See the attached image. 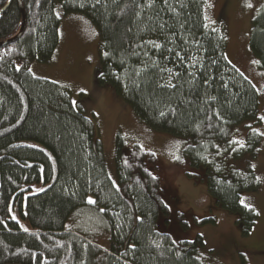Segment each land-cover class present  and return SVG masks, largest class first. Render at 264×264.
<instances>
[{"label":"trees","instance_id":"obj_1","mask_svg":"<svg viewBox=\"0 0 264 264\" xmlns=\"http://www.w3.org/2000/svg\"><path fill=\"white\" fill-rule=\"evenodd\" d=\"M213 2L21 0L25 30L0 48V264H204L201 237L175 243L157 231L169 209L155 156L139 147L124 156L119 142L114 185L94 126L69 91L29 73L31 62L49 61L57 48L58 10L96 27V84L151 129L185 139L172 164L202 167L208 194L241 216L249 236L258 214L240 198L261 187L250 166L261 151L258 95L225 58L222 21L207 18ZM7 4L0 42L21 28L17 0H0V11ZM249 47L264 72V4L251 20ZM80 209L96 213L108 248L66 228Z\"/></svg>","mask_w":264,"mask_h":264},{"label":"rangeland","instance_id":"obj_2","mask_svg":"<svg viewBox=\"0 0 264 264\" xmlns=\"http://www.w3.org/2000/svg\"><path fill=\"white\" fill-rule=\"evenodd\" d=\"M263 4L264 0H214L207 11L210 21H222L227 34L225 58L255 88L260 118L264 117V72L250 50L249 35L251 20ZM58 14L59 42L52 58L44 63L31 62L28 71L34 78L59 84L69 91L73 106L94 126L113 184H119V142L124 156L133 147L153 154L157 160L156 174L162 182V199L169 209L168 224L160 218L158 232L169 234L175 243L201 237L204 246L199 250V258L204 264H264V120L259 127L261 151L250 165L260 177L261 187L241 194L240 198L241 205L252 208L258 219L249 236H244L241 216L222 209L208 194L204 169H178L172 164L185 139L151 129L134 116L110 87L96 84L99 38L94 24L82 14L63 15L61 10ZM241 128L246 131L245 125ZM89 200L94 202L92 197L87 199L88 203ZM95 214L89 209L77 210L66 228L108 248L109 232ZM22 226L29 229L27 223Z\"/></svg>","mask_w":264,"mask_h":264},{"label":"water","instance_id":"obj_3","mask_svg":"<svg viewBox=\"0 0 264 264\" xmlns=\"http://www.w3.org/2000/svg\"><path fill=\"white\" fill-rule=\"evenodd\" d=\"M17 3H18V6H19L20 14H21V28H20V31L18 32V34L15 37L0 42V48H3L5 46L11 45V44H14L16 41H18L20 39V37L22 36V34H23L24 30H25V26H26L25 12H24L21 0H17ZM9 4H7L0 12L5 11L6 8L9 6Z\"/></svg>","mask_w":264,"mask_h":264},{"label":"snow or ice","instance_id":"obj_4","mask_svg":"<svg viewBox=\"0 0 264 264\" xmlns=\"http://www.w3.org/2000/svg\"><path fill=\"white\" fill-rule=\"evenodd\" d=\"M249 6H251V5H249ZM260 119L264 120V117H261ZM89 203H93V201L89 200ZM241 203L243 204V201H241ZM245 206L247 207V205H245ZM25 230H27V229H25Z\"/></svg>","mask_w":264,"mask_h":264}]
</instances>
